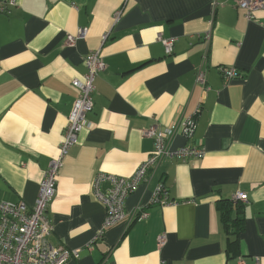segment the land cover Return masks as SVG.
Returning a JSON list of instances; mask_svg holds the SVG:
<instances>
[{
    "label": "crops",
    "instance_id": "obj_1",
    "mask_svg": "<svg viewBox=\"0 0 264 264\" xmlns=\"http://www.w3.org/2000/svg\"><path fill=\"white\" fill-rule=\"evenodd\" d=\"M17 2L0 12V201L35 204L77 98L72 82L100 50L94 107L48 207L51 244L79 250L67 264H264V9L249 21L234 0ZM80 29L87 37L68 45ZM159 36L176 39L171 55ZM201 67L209 90L197 82ZM224 67L239 77L227 82ZM191 115L192 143L205 156L164 161L126 201L128 216L145 206L150 217L96 240L106 218L97 176H131L154 150L145 132ZM186 143L178 131L171 147ZM159 185L171 204L150 205ZM237 192L249 203L243 231L230 238L222 202Z\"/></svg>",
    "mask_w": 264,
    "mask_h": 264
},
{
    "label": "built area",
    "instance_id": "obj_2",
    "mask_svg": "<svg viewBox=\"0 0 264 264\" xmlns=\"http://www.w3.org/2000/svg\"><path fill=\"white\" fill-rule=\"evenodd\" d=\"M235 4L245 10L249 21L255 19L254 13L264 9V0H234ZM18 5L17 0H0V12L5 13ZM121 11L116 14L118 20ZM87 29H80L76 35H70L66 43L70 46L78 40L86 38ZM211 33L206 35L211 40ZM109 38V33L103 35V45ZM163 45L166 55L174 51L175 38L158 37ZM207 55V54H206ZM206 55L204 60H206ZM86 74L83 80H74L72 88L77 93L63 140L61 141L59 154L53 158L45 173V178L40 184L38 197L35 204L30 207L23 202L11 203L0 201V264H67L71 259L79 257V250H69L64 245L54 246L50 242L53 226L47 217L49 204L55 199L59 173L62 169L65 157L70 148L79 141V134L88 124L87 115L93 110V94L96 90L97 77L105 70L101 51L91 52L85 59ZM224 79L228 82L239 77V71L235 67L221 68ZM197 82L207 86L206 74L202 67L197 73ZM209 90L208 87H206ZM197 127L195 115L182 118L178 124L167 129L151 127L145 132V136L154 140V150L149 159L140 164L135 172L129 176H117L113 174H99L95 180V191L98 200L104 205L106 218L102 232L96 237L99 240L104 231L122 222L127 221L131 226L133 222H141L150 217L145 206H138L129 216L126 213V201L142 183L149 181L152 173L166 160L187 161L193 158H203L205 150L192 143ZM180 131L187 143L177 149L171 147L172 138ZM108 183L106 190L102 185ZM234 201L243 204L249 203V197L244 192H237L233 196ZM171 204L169 193L165 187L159 185L153 193L150 205L167 206ZM167 235L162 234L158 238V246L165 245Z\"/></svg>",
    "mask_w": 264,
    "mask_h": 264
},
{
    "label": "trees",
    "instance_id": "obj_3",
    "mask_svg": "<svg viewBox=\"0 0 264 264\" xmlns=\"http://www.w3.org/2000/svg\"><path fill=\"white\" fill-rule=\"evenodd\" d=\"M222 221L225 225V229L228 236H238L243 231V209L244 205L238 201H225L222 202ZM236 209L237 216L232 217V211Z\"/></svg>",
    "mask_w": 264,
    "mask_h": 264
}]
</instances>
